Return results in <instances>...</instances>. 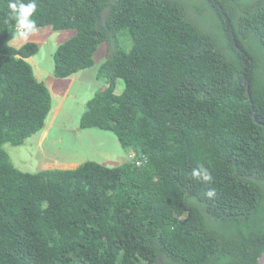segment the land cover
Listing matches in <instances>:
<instances>
[{"label":"trees","instance_id":"obj_1","mask_svg":"<svg viewBox=\"0 0 264 264\" xmlns=\"http://www.w3.org/2000/svg\"><path fill=\"white\" fill-rule=\"evenodd\" d=\"M36 2L35 32L72 35L38 75L26 59L41 44L13 46L0 0V264H256L264 0ZM95 63L88 83H103L79 97V128L112 132L116 165L15 166L8 148L43 130L56 90Z\"/></svg>","mask_w":264,"mask_h":264},{"label":"rangeland","instance_id":"obj_2","mask_svg":"<svg viewBox=\"0 0 264 264\" xmlns=\"http://www.w3.org/2000/svg\"><path fill=\"white\" fill-rule=\"evenodd\" d=\"M29 35L13 39V46L19 47L31 39L41 44L36 55L26 61L31 64L38 75L41 71H50L52 75V56L58 44L72 35V31L51 33L46 28ZM98 65L99 63H95L93 67L78 72L69 78L65 87L56 90L54 95L56 102L53 104L54 108L43 130L28 139L21 147H11L12 155L9 151L11 148H8L15 166L23 171L34 172L47 168H75L85 160L116 165V163L110 164L121 158L120 156L114 158L112 155L117 150L121 151V145L115 135L110 131L79 128L80 115L84 110V104L79 97L85 100L88 93H94L103 83L102 80L97 79L93 83H88V81H93L89 75L97 69Z\"/></svg>","mask_w":264,"mask_h":264},{"label":"clouds","instance_id":"obj_3","mask_svg":"<svg viewBox=\"0 0 264 264\" xmlns=\"http://www.w3.org/2000/svg\"><path fill=\"white\" fill-rule=\"evenodd\" d=\"M7 8L11 19L15 22L19 36L26 37L37 30L36 22L32 18L37 10L36 0H8ZM195 175H199V173H195ZM203 179L206 181L210 180L211 176L205 175ZM215 195V190L212 189L206 193L208 198H212Z\"/></svg>","mask_w":264,"mask_h":264},{"label":"water","instance_id":"obj_4","mask_svg":"<svg viewBox=\"0 0 264 264\" xmlns=\"http://www.w3.org/2000/svg\"><path fill=\"white\" fill-rule=\"evenodd\" d=\"M256 264H264V249L262 250L261 254L257 258Z\"/></svg>","mask_w":264,"mask_h":264}]
</instances>
